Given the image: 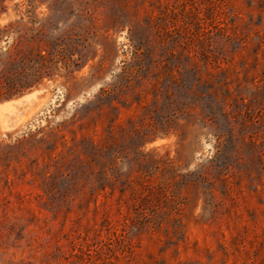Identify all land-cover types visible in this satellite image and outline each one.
Returning <instances> with one entry per match:
<instances>
[{
  "label": "rangeland",
  "instance_id": "obj_1",
  "mask_svg": "<svg viewBox=\"0 0 264 264\" xmlns=\"http://www.w3.org/2000/svg\"><path fill=\"white\" fill-rule=\"evenodd\" d=\"M0 264H264V0H0Z\"/></svg>",
  "mask_w": 264,
  "mask_h": 264
}]
</instances>
